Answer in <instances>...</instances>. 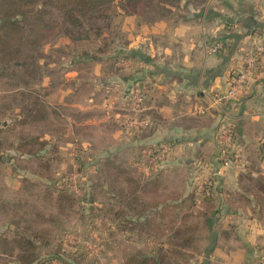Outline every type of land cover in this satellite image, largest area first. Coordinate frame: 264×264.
<instances>
[{
  "label": "crops",
  "instance_id": "1",
  "mask_svg": "<svg viewBox=\"0 0 264 264\" xmlns=\"http://www.w3.org/2000/svg\"><path fill=\"white\" fill-rule=\"evenodd\" d=\"M158 4L168 13L152 19L132 14L123 20L122 27L130 22V33L116 47L130 56L115 59L114 66L101 64V86L95 84L85 103L97 106L98 114L85 117L82 128L86 135L98 129L95 133L105 145L102 150L112 156L134 152L137 157L130 162L142 172L146 199L156 200L164 210V223L173 215L176 226L196 230L198 236L186 251L189 257L181 264H258L264 242V148L258 141L264 137V53L259 72L246 91L221 107L234 122L235 140L233 162L216 178L218 194L205 201L197 187L211 170L219 169L216 156L222 110L212 105V95L227 88L228 75L243 66L253 45H264V0H161ZM217 42H224V48L212 52ZM118 50L103 59L109 61L106 58L111 54L121 56ZM75 57L79 61L91 58L89 51L75 53ZM78 69H70L75 75L69 82L79 81L82 73ZM141 73L151 83L148 107L161 118L144 147L119 127L114 115L121 111L123 117L124 91ZM202 107H208L205 114L198 113ZM66 121L72 126L68 127L70 134L79 137L78 123L73 118ZM159 141H171L174 153L153 167L145 156L152 142ZM81 143L78 151L91 154L96 141Z\"/></svg>",
  "mask_w": 264,
  "mask_h": 264
},
{
  "label": "rangeland",
  "instance_id": "2",
  "mask_svg": "<svg viewBox=\"0 0 264 264\" xmlns=\"http://www.w3.org/2000/svg\"><path fill=\"white\" fill-rule=\"evenodd\" d=\"M143 1L141 11L136 13H126L117 1L108 11L110 24L103 34L77 40L67 35L58 11L53 10L52 16L41 21L49 26L30 37L38 43L23 49L37 57L38 66L29 69L39 74H25L13 61L0 64V264H22L17 251L3 248L5 240L13 247V239L22 236L35 245L34 264H126L130 255L148 253L156 246L150 244L147 234L122 231L127 224L125 218L114 215L119 207V187H126L125 177L141 179L142 172L130 162L137 156L131 151L119 156L104 152L102 136L95 133L98 129L86 135L81 123L88 115L98 114L97 106L88 107L86 99L96 83L101 86V64L116 61L112 56H106L109 61H105L101 54L113 53L118 49L116 45L129 36L130 22L122 27L123 20L132 14L152 19L168 13L158 4L161 0ZM12 7L8 0H0V18ZM83 51H89L91 58L77 60L75 53L77 56ZM95 54L99 58H93ZM26 57L30 65L31 59ZM75 65L82 74L79 81L69 82L75 75L70 69L77 68ZM134 84L131 82L124 91V113H128L129 92ZM60 101L61 105L56 106ZM121 113L114 114L117 120ZM66 118L78 123L79 137L70 134L68 127L72 126ZM87 140L96 141L91 154L78 151L81 142ZM21 148L36 151L30 154ZM145 157L151 166L149 153ZM61 187L74 196L73 205L62 211L54 195ZM193 231L195 241L198 235Z\"/></svg>",
  "mask_w": 264,
  "mask_h": 264
},
{
  "label": "trees",
  "instance_id": "3",
  "mask_svg": "<svg viewBox=\"0 0 264 264\" xmlns=\"http://www.w3.org/2000/svg\"><path fill=\"white\" fill-rule=\"evenodd\" d=\"M117 1L120 2L126 13L141 11V6L144 2L143 0H8L13 7L0 18V64L5 65L13 61L16 65L21 66L25 74L30 76L38 75L39 72L34 68L29 69L32 65L34 67L38 66L36 64L37 57L32 54H26L23 49L26 46L32 47L37 44L38 42L30 37L35 32L40 33L49 26L48 23L41 21H45L46 17L52 16L53 10L58 11L61 27L70 38L76 40L91 38L92 34H103L104 27L109 26L108 11L114 7ZM104 22L106 23L104 24ZM100 51H103V53L107 52V50L103 49ZM118 51L121 56L118 54H111L110 56L115 57L114 59L130 56L122 47ZM105 54H101V58ZM139 55L141 58L146 59L144 55ZM98 56L95 54L93 58H99ZM25 57L31 59L30 65H28L27 60H24ZM112 65L114 66V61ZM146 76L141 73L139 77L135 78V83L142 81L144 78H149ZM129 89L126 91L127 94ZM149 91L141 105L143 108L142 116L149 118L150 121V127L147 131L141 132L130 128L126 123L127 112L118 120L119 127L132 135L133 138L140 140L143 147L146 145L143 142L151 139V133L161 123L160 116L155 110L148 107L152 91L151 84ZM159 142L148 144L153 147ZM20 150L30 154L36 151V149L27 150L23 148ZM141 158L140 161L142 160ZM82 164L85 165V162L83 163L82 161ZM125 182L126 187L120 186L116 196L119 207L114 209V215L120 219L125 218L124 221L127 223L122 231L129 233L139 231L147 234L148 240L152 239L159 242L158 245L152 246L148 253L136 252L130 255L126 259V264H181L182 261L188 259L189 256L186 251L192 248L194 228L176 226L173 215H170L168 222L164 223V210L158 208L156 200L150 201L146 199L145 194L148 193V188L143 186L144 184L141 183L140 179H128L125 177ZM202 187L203 184H199L197 187L200 198L205 201H212L214 197L206 196ZM49 194L53 202L55 195V202L60 211L73 205L74 196L65 188L61 187L58 193H54V195L50 190ZM35 234L37 233L35 232ZM13 242L15 243L14 248L10 247V242L8 243L5 240L3 247L6 249L5 251L11 253L17 251L18 260L22 264H34L36 261L33 253L35 245L32 240L22 236L15 237Z\"/></svg>",
  "mask_w": 264,
  "mask_h": 264
},
{
  "label": "built area",
  "instance_id": "4",
  "mask_svg": "<svg viewBox=\"0 0 264 264\" xmlns=\"http://www.w3.org/2000/svg\"><path fill=\"white\" fill-rule=\"evenodd\" d=\"M224 48V42H217L211 46L212 52H217ZM264 53V45L255 44L245 54L244 64L241 68L233 70L228 75L227 88L219 93L212 95V105L216 107H224L227 103L237 101L239 97L246 91L249 82L257 76L260 66V57ZM149 78H145L140 82H136L129 92L130 107L127 108L128 115L126 117L127 125L132 129L145 130L149 125V118L142 116V101L150 92ZM208 107L198 109V113L205 114ZM222 110V124L218 130L219 149L217 153V163L219 169H213L210 175L200 180L199 184H203V193L206 196L215 197L217 192V176L222 173L224 168L231 166L233 162V146L235 125L226 110ZM264 148V137L258 139ZM174 153V146L170 142L160 141L150 148L149 164L153 167L164 164ZM201 178V177H200ZM202 181V182H201ZM258 264H264V242L259 250Z\"/></svg>",
  "mask_w": 264,
  "mask_h": 264
}]
</instances>
